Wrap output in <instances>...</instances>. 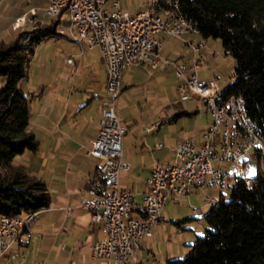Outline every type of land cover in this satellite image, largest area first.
Instances as JSON below:
<instances>
[{
  "label": "built area",
  "instance_id": "built-area-1",
  "mask_svg": "<svg viewBox=\"0 0 264 264\" xmlns=\"http://www.w3.org/2000/svg\"><path fill=\"white\" fill-rule=\"evenodd\" d=\"M56 4V12L45 13L56 16L60 9H70L75 15L73 30L69 37L96 47L105 66V78H110V86L105 88L106 102L100 108L96 134L89 139L86 154L98 158L100 163L89 178L84 193L78 199V205L89 212V220L97 224L102 235L90 244V256L99 260L93 264H134L137 260L136 249L144 236L150 234L151 226L159 219L162 204L166 200L176 201L194 187L206 184L218 186L227 177L238 174L235 160L242 157V151L249 144H260L258 128L246 127L240 119L235 106L236 94L223 98L217 95V86L212 79H199L195 68L202 58L199 52L200 41L185 40L187 51L193 57L190 63L170 60L159 55L160 40L157 32L162 31L174 36L186 32L182 29L181 19H186L178 10L175 1L160 4L155 11L146 10V6L133 12L120 9L118 0L90 2L89 0H45ZM97 10H104L102 21H95ZM165 11H174L175 19H165ZM138 28H145L141 43H134V34ZM189 32L196 33V28ZM113 39H121V48L127 52V46L136 45V55L129 62L114 63ZM70 61V58H66ZM158 61L169 62L181 81L176 85L179 97L195 94L205 104L211 114V120L202 133V140L194 144L189 139H181L172 146L173 160L168 164L153 162L145 178L146 188L141 195L139 205H147V224H139L136 214L123 215L125 203H132V193L118 184V171L128 164L121 160V136L125 126L119 121L114 98L120 90V76H114V66L147 64L154 67ZM227 117L225 126H218V118ZM233 119H240V127H233ZM224 132V141L216 140V133ZM257 153L245 159L246 177L252 164H257ZM204 203H214L216 197L205 195ZM140 209V207H139ZM66 210H69L67 207ZM191 211L200 213L199 206H191ZM30 215L0 214V260L8 256V249L20 236H13L16 223H23L22 234L28 236Z\"/></svg>",
  "mask_w": 264,
  "mask_h": 264
},
{
  "label": "trees",
  "instance_id": "trees-1",
  "mask_svg": "<svg viewBox=\"0 0 264 264\" xmlns=\"http://www.w3.org/2000/svg\"><path fill=\"white\" fill-rule=\"evenodd\" d=\"M175 1L185 20L202 36L218 37L233 57V78L217 90L219 98L236 94L263 137L256 150L255 169L230 185L227 197L220 195L203 212L206 225L188 243L181 257L168 264H264V0H152L154 8ZM60 9L54 19L41 22L22 39L17 30L0 40V214L36 212L48 205L43 180L28 175L11 159L23 149L35 150L37 138L27 128L28 97L19 87L34 45L54 35ZM28 31V30H27ZM189 113L177 109L169 118ZM211 205V206H210ZM180 219H174L179 223Z\"/></svg>",
  "mask_w": 264,
  "mask_h": 264
},
{
  "label": "rangeland",
  "instance_id": "rangeland-1",
  "mask_svg": "<svg viewBox=\"0 0 264 264\" xmlns=\"http://www.w3.org/2000/svg\"><path fill=\"white\" fill-rule=\"evenodd\" d=\"M16 1L18 3L23 2V0ZM29 1L36 5L38 16L34 15L35 9L30 8V15L27 14L24 17L22 16V20L19 19L17 21L18 17L16 16L14 20L10 22V25H1L0 28H2V32L0 31V40L8 39L13 36L17 30H24L22 39L26 40L30 36V30L35 27H40L41 22L55 18V16L52 17L43 11L45 6L44 0ZM105 3L109 4L108 0H106ZM118 5L120 9L132 12L138 7H143L145 5L148 8V5H152V0H118ZM4 10H0V15L3 14ZM66 19L68 21L66 12H61L55 26L58 32L54 34L61 35L60 39H56V41L58 40L57 45L55 44L51 47L50 45H46V42H43L37 47L36 51L33 49L26 64V74L21 79L20 87L29 98L27 128L31 129L37 137V149L44 150L45 147L43 139L38 141V135L43 132L39 124L41 119L37 114L41 105L40 103L45 100V95L39 92L40 88L43 87L41 86L42 80L37 83L36 76L40 75L41 79L47 77L49 79L52 65L57 66V61H61V57H63L61 56V54L63 55L61 49H68L70 48V44H73V40L69 41V39L65 37V35L69 37V28L67 24L63 23V20ZM15 23H17L16 26L13 25ZM63 33L65 35H63ZM54 35L52 34L51 36ZM193 38L194 41H200L199 52L202 56L195 68L196 76L199 79H212L216 82L218 90V88L233 78V57L230 53L224 51L218 37H204L196 32ZM161 42L163 47H167L169 50L171 49L170 56L176 51H182V48H185V51L187 49L186 45L182 47V42L179 39L168 33L163 34ZM74 44L77 43L74 42ZM50 47L52 49L51 52L54 54L53 56L48 54ZM43 53H45L44 56ZM189 62H191V60L188 61V63ZM57 67L61 66L58 65ZM62 69H64L63 72L67 74L74 73L75 82L83 80V74L79 71H73L71 64ZM180 81L181 79L173 73L170 65L158 66L156 69H147L138 65L129 66L122 70L120 82L123 88L116 98H114L116 115L118 119H123V121L120 120L121 123L126 124V130L121 136V145L124 146L128 144L130 146L136 139L135 145L139 147L140 140L143 139V136H147V139L143 142L145 145H143V148H141L142 150L138 153L141 155H134L140 159V162L149 161L150 159L154 162L156 158L158 160L163 159L171 162L174 156L173 151H169L168 147L171 145L173 146L180 137H189L196 140L199 136L200 128L206 125L209 120L208 110L197 95L188 93L179 97L176 84ZM0 83H2V77H0ZM35 83L36 89L32 87V85L35 86ZM46 86H44L43 89H46ZM42 95H44V97H42ZM180 108L190 112L179 114L172 119H167ZM194 108H196V111L191 112ZM153 121H159L158 125H155L153 130L149 132L146 131L145 127L150 125ZM134 132H136V138ZM156 141L162 142L164 146L160 149H151ZM251 152L253 153L254 150L251 149ZM37 155L36 150L23 149L21 152L16 153L11 161L13 164L20 165L28 175L39 177L36 174L37 172L39 175L43 174L46 178H50L51 173L47 169L49 168L48 165L44 171L37 170L39 164ZM255 169L263 171L262 164H252L250 173L254 172ZM130 170L133 171V168H130ZM141 170L136 169L133 171V173L138 175L135 178L138 184L143 177V170ZM119 173H121V170ZM130 174V172L127 174L129 179H131ZM233 181L234 179L232 177H227L218 186L206 187L201 191L202 193L194 192L188 194V196L185 194L181 202L165 203L161 210V219L151 226V241L153 240L151 242V248L154 255L148 256L149 261L146 262V264H150V260L154 261L157 257L160 259L165 250H170L174 253L175 248L184 249V252H182V250V254H180L179 257L183 256L188 249L187 243H190L195 235L201 234L203 232V227L206 225L201 210L200 213L196 215L191 211V206H200V203H202L201 209L204 211L205 208L208 207L205 206L208 204L204 203L205 195L216 197V200L220 195L227 197L230 185ZM42 210L43 209L39 210L37 214L29 220L30 237L27 239L28 242L21 247L18 255L16 253L17 257L13 259V264H91L92 261L89 259L85 250H74L71 246L74 243V240H72L73 235L71 234L68 236L69 234L65 232L64 228L66 227L68 229V227L64 225V227L57 230L55 226L58 222L56 216H50L49 212H43ZM181 215H185V217L180 220L179 223L174 222V217ZM52 221H54V223ZM186 236L191 238L187 241L188 238ZM145 247H148V245H145ZM72 248L75 254L70 253ZM142 260L145 261V259ZM143 261L140 263L142 264ZM96 262L98 263L99 260L94 261V263Z\"/></svg>",
  "mask_w": 264,
  "mask_h": 264
},
{
  "label": "crops",
  "instance_id": "crops-1",
  "mask_svg": "<svg viewBox=\"0 0 264 264\" xmlns=\"http://www.w3.org/2000/svg\"><path fill=\"white\" fill-rule=\"evenodd\" d=\"M44 5L45 8L48 6V3L45 2V0H44ZM146 5H147V1H146ZM35 6L36 5H34V3L30 2L29 0H23V2L21 3L20 2L18 3L16 0H1L0 10L1 9L2 10L5 9V10L3 14L0 15V27L1 25L3 26L8 24L10 25V22H12L16 16L18 17L17 18L18 21L19 19L22 20V16L24 17L27 14L30 15L29 12L30 8L35 9L34 15L38 16L37 9ZM148 7H150V5H148ZM139 8L142 7H138L137 9ZM63 23L67 24V19L63 20ZM16 24L17 23L13 25L16 26ZM55 30L58 32L56 27ZM0 31L2 32V28H0ZM163 34H165V32L162 31L157 32V36L160 40V46L158 49L159 55L164 56L170 60L182 61L188 64V61L192 60L193 55L190 52H188L187 49L185 51L184 50L185 48H182V51L179 52L176 51L170 56L171 49L169 50V48L167 47L165 48L162 46L161 41ZM194 34L195 33L186 31L182 33L181 36H175V37L182 42V47H184L185 46L184 41L194 40L193 38ZM63 35L65 34L63 33ZM65 37L68 38L69 41L73 40L70 37H67L66 35ZM60 38L61 35L48 36L45 39L39 40L35 44L36 46L34 45L33 49L34 51H36L37 47H39V45H41V43L43 42H46V45H50L51 47H53L55 44L57 45L58 40L56 41V39H60ZM73 41L76 42L75 40ZM74 42L73 44L72 43L70 44L69 46L70 48L65 50L61 49V52L63 53V55L61 54V56L63 57H61V61H57L58 62L57 66L60 65L61 67L52 65L51 75L49 79L48 77L45 79L44 78L41 79L40 75L36 76L37 83L42 80L41 86L43 87L40 88L39 92L40 94L44 93L45 95V100L44 102L40 103L41 104L40 108L37 111V114L41 119L39 124L41 127V131L43 132L42 134L39 135L37 133L39 137L38 141L43 139L45 144L44 150L39 148L37 149V146L35 149L36 153L38 154L37 157L39 159L37 170L44 171L48 165L49 168L47 169L50 171L51 177L46 178L45 175L43 174L39 175V173L37 172L36 174L37 176H39V178L43 180L49 194L48 205L42 207L41 208L43 209L42 211L49 212L50 216L52 215L56 216L58 222L55 224V226L57 230L64 227V225L68 227V229L66 227L64 228H65V232L69 234L68 236H70L71 234L73 235L72 240H74L73 241L74 243L71 246L74 248V250L75 249L85 250L88 254L89 259H91L92 261L91 264H93L94 261L97 259H94L90 256V244L94 239L99 238L102 235V232L97 224H92L90 222L88 210L78 205V199L85 190L86 186L88 185L89 178L92 175L95 167L100 163V160L98 158L86 154V149L89 147V139L96 134L98 128V119L100 116L99 110L106 102L105 66L96 47H89L83 42H76L77 44H74ZM51 47L48 54L50 56H53L54 54L53 52H51L52 50ZM44 54L45 53H43V56ZM66 58H70V61H67ZM69 64L72 65L73 71L76 72L79 71L81 74H83L82 79L84 81L80 80L79 82H75L74 73L67 74L66 72H63L64 69L62 68L68 66ZM138 65H140L141 67H145L147 69H156L158 66L170 65L173 71L172 64L163 61H158L154 67H150L147 64H134V65L124 66L122 69L127 68L129 66H138ZM120 73H121L120 74V79H121L122 71H120ZM214 83L217 86L215 81ZM20 86H21V80L19 81V87ZM44 86H46L45 87L46 89H43ZM32 87L36 89V83L35 86L32 85ZM122 88L123 86L121 85L120 82L119 93ZM44 95H42V97H44ZM114 109H115V104H114ZM195 111L196 108L191 110V112H195ZM208 115H209V120L206 125L200 128L199 136L196 140H193L189 137H180L177 141L181 139H189L194 144L200 143L202 140V133L206 129V127L208 126L211 120V114L209 110H208ZM120 120L123 121V119H119V121ZM158 123L159 121L151 122L150 125L145 127V130L148 132L153 130L155 128V125L157 126ZM122 124L125 126V130H126V124L125 123ZM134 136L136 138V132H134ZM146 139L147 136H143V139L140 140L139 147L135 145L136 139L133 141V143L130 146L128 144L124 146L121 145L120 158L122 161L128 164V167L125 169H119L118 184L120 187L126 188L132 193L134 199V205L129 215L131 213L132 214L138 213V215H140L139 203L141 200V195L146 188L145 178L150 170V166L153 163L151 159L149 161L146 160L140 162L139 161L140 159L135 157L136 155H141L138 153L142 150L141 148H143V145H145L143 142ZM163 146L164 145L162 142L156 141L151 147V149L153 148L160 149ZM168 150L169 151L172 150V145L168 147ZM149 153L151 154L150 151ZM154 160H156L154 162H159L161 164L169 163L167 160H163V159L158 160L156 158ZM130 168H133V171L136 169L143 170V171L141 170L143 177L139 184L138 181L135 179L138 175L133 173V171H131ZM120 170L121 173H119ZM129 172L131 173L130 174L131 179H129V176L127 175ZM206 187H213V185L206 184L202 187L191 188V190L186 193V196L194 192L202 193L201 191H203ZM182 197L176 201L166 200L164 204L167 202L170 203H176L179 201L181 202L183 201ZM164 204L162 206H164ZM67 207L69 208V210H66ZM199 208L201 210V214H203V212L207 209V207L205 208L204 211L201 209L202 203H200ZM38 211H36L34 215H36ZM184 217L185 215H181L174 217V219H180ZM160 219L161 216L157 221H159ZM52 222L54 223V221ZM28 230H29V223H28ZM151 234L149 236L142 238V240L140 241L139 246L136 250L137 260L134 264L142 262L143 261L142 259H145V261H143L142 264H146V262L149 261L148 256L154 255L151 248L152 246L151 242L153 241V240L151 241ZM28 237H30V234L28 236L23 234L20 236L19 241L13 242L10 245V249L8 250V256L5 258V260L0 261V264H13V259L17 257L21 247L28 242L27 240L29 239ZM186 237L188 238L187 241L189 240V238H191L189 236ZM145 245H148V247H145ZM73 248L70 250L71 254H75ZM181 251L184 252V249L175 248L174 253H172V251L170 250L169 251L165 250L163 255L160 257V259L157 257L156 260L154 261L150 260L149 263L168 264L167 259L172 257H179L180 254H182Z\"/></svg>",
  "mask_w": 264,
  "mask_h": 264
},
{
  "label": "bare ground",
  "instance_id": "bare-ground-1",
  "mask_svg": "<svg viewBox=\"0 0 264 264\" xmlns=\"http://www.w3.org/2000/svg\"><path fill=\"white\" fill-rule=\"evenodd\" d=\"M89 1L97 2L99 0H89ZM46 2L48 3V6L46 8L44 6V9L48 12H56V4L53 1H46ZM146 10L155 11V8L153 7V5H151L148 8L146 6ZM63 11L66 12L68 16L67 26L69 30H73V27L75 25V15L72 13L70 9H63ZM46 14L50 15V13H46ZM102 18H104V10H97V13H95V21H102ZM165 19H175V12L165 11ZM181 26L184 31H191L193 29L192 26L185 19H181ZM142 35H145V28H138V34H134V43H141ZM113 50L116 51V54H114V63H121V59L122 62H129V58H134L136 55V45L127 46V52H123V48H121V39H113ZM121 69L122 66H114V76H120L121 74L120 71L123 70ZM109 86H110V78H106L105 88H108ZM235 106L237 108V113H240V119L244 124V126L254 127V121L250 118L248 113H246L241 98L238 96H235ZM240 119H233V127H240ZM226 124H227V117L218 118V126H225ZM216 140L224 141V132H217ZM258 141H260V144H249L247 147H245L244 151H242V157H237V159L235 160V169L238 174L232 175V178L234 180L246 178L245 159L252 158L256 150L263 147V137L259 129H258ZM251 149L254 150L253 153L251 152ZM207 204L209 205L212 203H207ZM131 210H132V203H125L123 206V215H129ZM30 214L31 213L25 215H30ZM137 217L139 219V224H147L148 221L147 205H140V215H138L137 213ZM22 231H23V223H16L13 228V236L23 235ZM107 264H114V261H107Z\"/></svg>",
  "mask_w": 264,
  "mask_h": 264
}]
</instances>
